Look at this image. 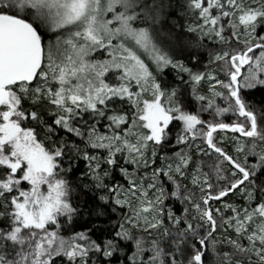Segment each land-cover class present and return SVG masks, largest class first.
<instances>
[{"label": "snow or ice", "instance_id": "6c2138e0", "mask_svg": "<svg viewBox=\"0 0 264 264\" xmlns=\"http://www.w3.org/2000/svg\"><path fill=\"white\" fill-rule=\"evenodd\" d=\"M0 264H264V0H0Z\"/></svg>", "mask_w": 264, "mask_h": 264}]
</instances>
